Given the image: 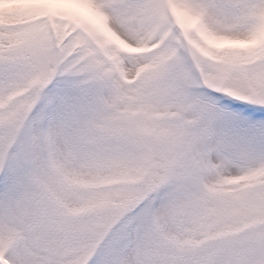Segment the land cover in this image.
I'll list each match as a JSON object with an SVG mask.
<instances>
[{"label":"snow or ice","instance_id":"6c2138e0","mask_svg":"<svg viewBox=\"0 0 264 264\" xmlns=\"http://www.w3.org/2000/svg\"><path fill=\"white\" fill-rule=\"evenodd\" d=\"M0 264H264V0H0Z\"/></svg>","mask_w":264,"mask_h":264}]
</instances>
